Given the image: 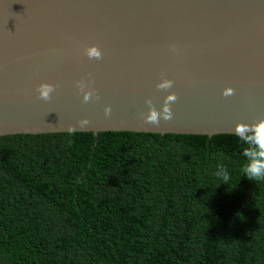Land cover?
Wrapping results in <instances>:
<instances>
[{"label":"water","instance_id":"water-1","mask_svg":"<svg viewBox=\"0 0 264 264\" xmlns=\"http://www.w3.org/2000/svg\"><path fill=\"white\" fill-rule=\"evenodd\" d=\"M92 45L101 59L84 54ZM165 78L174 82L166 91L156 87ZM41 83L55 86L51 100L38 98ZM171 93L172 119L146 123V101L160 110ZM260 119L264 0H0V137H211Z\"/></svg>","mask_w":264,"mask_h":264},{"label":"trees","instance_id":"trees-1","mask_svg":"<svg viewBox=\"0 0 264 264\" xmlns=\"http://www.w3.org/2000/svg\"><path fill=\"white\" fill-rule=\"evenodd\" d=\"M244 162L234 135L1 136L0 264H264Z\"/></svg>","mask_w":264,"mask_h":264},{"label":"clouds","instance_id":"clouds-1","mask_svg":"<svg viewBox=\"0 0 264 264\" xmlns=\"http://www.w3.org/2000/svg\"><path fill=\"white\" fill-rule=\"evenodd\" d=\"M174 50V48H173ZM84 54L89 59L99 60L102 58V52L100 48L96 45L87 47L84 50ZM174 82L170 79H162L156 87L160 90H168L173 87ZM77 88L83 92L84 102L89 101L92 97V91H84L87 87L85 81H77ZM36 91L38 92V98L49 101L51 100V94L55 91V86L50 83H41L38 85ZM234 93V89L227 87L223 91L224 96H230ZM177 96L175 93L168 94L164 98V103L162 108L158 110L152 103L151 100H147L146 103L149 106L147 115L145 116V122L152 125H160L161 118L165 121L172 119V111L170 104L175 102ZM111 109L105 108V115L110 114ZM89 121L87 119H82L79 121V128H84ZM69 131H74L77 127L68 126ZM234 136L237 139L239 145L241 146V154L244 158L243 174L247 179L251 181H261L264 182V119H260L252 124L248 123H237L234 129ZM215 175L223 181V183L228 184L230 180V173L223 164L217 165V170Z\"/></svg>","mask_w":264,"mask_h":264}]
</instances>
